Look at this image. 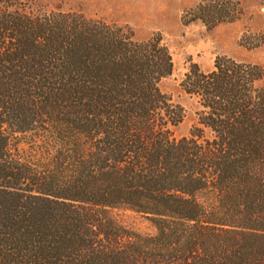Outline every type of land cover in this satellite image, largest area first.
<instances>
[{"label":"trees","instance_id":"obj_1","mask_svg":"<svg viewBox=\"0 0 264 264\" xmlns=\"http://www.w3.org/2000/svg\"><path fill=\"white\" fill-rule=\"evenodd\" d=\"M249 2L264 6L195 0L181 21L212 30ZM173 71L159 32L0 0V264H264V67L192 63L182 138L185 109L161 89Z\"/></svg>","mask_w":264,"mask_h":264},{"label":"rangeland","instance_id":"obj_2","mask_svg":"<svg viewBox=\"0 0 264 264\" xmlns=\"http://www.w3.org/2000/svg\"><path fill=\"white\" fill-rule=\"evenodd\" d=\"M47 11L82 12L91 18L129 24L139 39L161 33L174 62L173 74L164 79L161 89L185 109L183 122L174 130L176 138L189 136L196 123L199 104L181 89V82L192 63L210 71L218 56H230L264 67V45L248 49L241 44L245 34H264V6L249 2L245 16L238 22L208 30L201 23L184 25L183 12L195 0H33ZM25 146V145H23ZM120 220L142 234H153L147 220L127 213Z\"/></svg>","mask_w":264,"mask_h":264}]
</instances>
